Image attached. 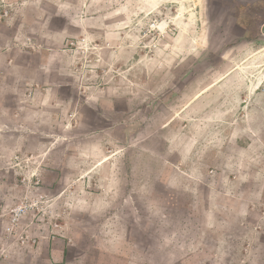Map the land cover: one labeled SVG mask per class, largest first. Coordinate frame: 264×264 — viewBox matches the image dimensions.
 I'll return each instance as SVG.
<instances>
[{"label":"rangeland","instance_id":"1","mask_svg":"<svg viewBox=\"0 0 264 264\" xmlns=\"http://www.w3.org/2000/svg\"><path fill=\"white\" fill-rule=\"evenodd\" d=\"M246 1L0 0V264H264Z\"/></svg>","mask_w":264,"mask_h":264},{"label":"crops","instance_id":"2","mask_svg":"<svg viewBox=\"0 0 264 264\" xmlns=\"http://www.w3.org/2000/svg\"><path fill=\"white\" fill-rule=\"evenodd\" d=\"M257 1H259V0H248V1H246V2H244V3H236L235 4V7H233V8H237L238 7V9H244V8H249L250 6H252L253 4H255V2H257ZM262 16V15H261ZM257 17H260L259 15L257 16ZM260 18H262V17H260ZM235 19H236V22H235V24H238V25H241V24H245L246 25V23H242V21H241V19L240 18H238V17H235ZM240 19V20H239ZM263 19V18H262ZM263 25V30H264V19H263V22L260 24V30H261V26ZM242 26V25H241ZM264 34V33H263ZM244 261H248V259L246 258Z\"/></svg>","mask_w":264,"mask_h":264},{"label":"trees","instance_id":"3","mask_svg":"<svg viewBox=\"0 0 264 264\" xmlns=\"http://www.w3.org/2000/svg\"><path fill=\"white\" fill-rule=\"evenodd\" d=\"M262 22H263L262 18H260V17L256 18L254 25L251 27L252 28V36H257L259 34V26Z\"/></svg>","mask_w":264,"mask_h":264},{"label":"water","instance_id":"4","mask_svg":"<svg viewBox=\"0 0 264 264\" xmlns=\"http://www.w3.org/2000/svg\"><path fill=\"white\" fill-rule=\"evenodd\" d=\"M261 31L263 32V25L261 26Z\"/></svg>","mask_w":264,"mask_h":264}]
</instances>
